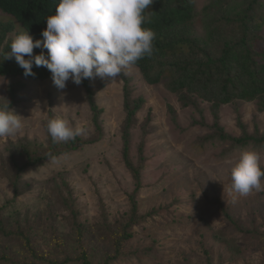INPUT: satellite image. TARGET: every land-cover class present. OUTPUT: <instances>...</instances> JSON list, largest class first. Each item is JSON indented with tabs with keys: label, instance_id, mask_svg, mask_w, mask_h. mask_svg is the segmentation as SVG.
<instances>
[{
	"label": "rangeland",
	"instance_id": "rangeland-1",
	"mask_svg": "<svg viewBox=\"0 0 264 264\" xmlns=\"http://www.w3.org/2000/svg\"><path fill=\"white\" fill-rule=\"evenodd\" d=\"M208 1L195 0L197 11ZM0 19L6 20L1 12ZM125 72L115 81L92 80L96 101L105 111L101 137L92 125L82 86L70 80L66 89L59 90L52 79L23 81L26 86L14 109L22 117L23 128L16 136L0 138V210L10 207L14 223H37L33 233L36 252L52 261L82 256V250L73 246L76 223L89 229L97 242L106 237L105 227L116 231L129 220V197L135 184L121 154L126 80L133 98L145 100L137 113L131 155L136 161L144 142L147 167L139 198L143 222L133 229V238L123 249L135 259L115 264H264L260 242L234 233L223 214H231L246 228L264 231V188L246 197L229 190L231 169L240 153L245 149L259 152L264 168V149L210 140L215 130L209 104L200 101L199 109L183 108L164 82L147 84L134 66ZM12 82L0 79V103L7 100ZM51 111L55 118L83 130L75 140L61 145L83 144L82 149L32 168L15 190L10 156L23 158L24 148L33 154L48 148ZM220 119L225 132L234 137L242 135L239 119L248 133L258 126L264 134V114L256 102L226 105ZM0 259L8 264H45L23 246L1 241Z\"/></svg>",
	"mask_w": 264,
	"mask_h": 264
},
{
	"label": "trees",
	"instance_id": "trees-1",
	"mask_svg": "<svg viewBox=\"0 0 264 264\" xmlns=\"http://www.w3.org/2000/svg\"><path fill=\"white\" fill-rule=\"evenodd\" d=\"M59 2L0 0L1 18L6 17V20L0 19V79L14 81L9 87L7 100L0 105L9 101L12 109L18 106V95L26 86L23 81L44 82L52 79V74L45 67L35 66V75L26 77L15 59L5 60L4 53L11 51L12 41L22 32H29L34 41L42 40L41 33L47 27L46 18L55 14ZM149 12L150 23H145L143 27L155 33L153 55L133 65L140 71L143 80L149 85L164 82L168 90L178 96L183 108L199 109L200 101L209 104L215 130L210 140L229 143L234 147L264 149V134H261L258 126L250 134L239 119L242 135L234 137L225 132L220 119L222 107L240 101L256 102L258 110L264 114V0H209L200 12L196 9L195 0H155L146 14ZM40 52L41 49H34L33 54L38 55ZM92 80L85 79L80 86L86 92L95 133L101 137L104 134L105 111L96 101ZM124 97L126 117L122 126L121 154L124 166L135 184V190L129 197V220L120 224L116 231L105 227L108 229L106 237L97 242L89 229L76 223L77 236L73 246L82 250V256L52 261L36 252L33 233L37 223L21 220L14 223L9 217L10 207H3L0 210V241L3 244L23 246L32 258L42 260L45 264H115L125 259H135V255H128L123 249L133 238V229L143 222L139 214V198L147 167L144 142L139 146L136 161L131 155V148L133 132L138 123L137 113L145 100L133 98V90L126 80ZM170 110L174 115L173 108ZM54 118L55 114L51 111L49 120ZM47 135V149L33 154L24 148L23 158L14 154L10 156L15 190L32 168L44 164L50 156L61 157L82 149L83 144L79 143L71 147L60 142L53 143L48 132ZM72 213L76 217L73 209ZM223 214L227 223L234 228V233L260 242L264 255V231L246 228L231 214ZM9 262L13 264V261ZM0 264L8 263L0 259Z\"/></svg>",
	"mask_w": 264,
	"mask_h": 264
},
{
	"label": "clouds",
	"instance_id": "clouds-1",
	"mask_svg": "<svg viewBox=\"0 0 264 264\" xmlns=\"http://www.w3.org/2000/svg\"><path fill=\"white\" fill-rule=\"evenodd\" d=\"M155 0H60L55 14L46 18L43 39L35 40L29 32L17 35L4 53L5 60L15 59L24 75L34 76L33 67H45L59 90L67 83L79 86L85 79L112 78L139 60L153 55L155 33L143 27L150 23L146 10ZM34 49H41L34 55ZM46 50V53H45ZM27 57V58H26ZM22 117L10 107L0 105V138L18 135ZM47 132L53 143L73 141L83 130L62 118L50 119ZM260 154L245 149L231 169L230 193L246 197L264 188V169ZM51 161L58 157L50 156Z\"/></svg>",
	"mask_w": 264,
	"mask_h": 264
}]
</instances>
